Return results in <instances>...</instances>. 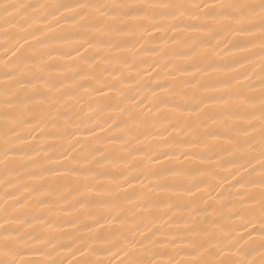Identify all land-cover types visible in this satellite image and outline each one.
Segmentation results:
<instances>
[{"label":"snow or ice","instance_id":"snow-or-ice-1","mask_svg":"<svg viewBox=\"0 0 264 264\" xmlns=\"http://www.w3.org/2000/svg\"><path fill=\"white\" fill-rule=\"evenodd\" d=\"M0 264H264V0H0Z\"/></svg>","mask_w":264,"mask_h":264},{"label":"bare ground","instance_id":"bare-ground-1","mask_svg":"<svg viewBox=\"0 0 264 264\" xmlns=\"http://www.w3.org/2000/svg\"><path fill=\"white\" fill-rule=\"evenodd\" d=\"M24 3H37V2H44V0H22ZM0 44H3V40L0 39ZM3 55V49L0 48V56Z\"/></svg>","mask_w":264,"mask_h":264}]
</instances>
